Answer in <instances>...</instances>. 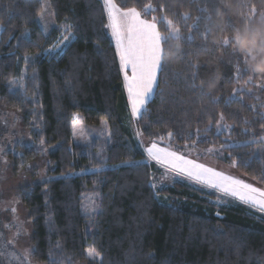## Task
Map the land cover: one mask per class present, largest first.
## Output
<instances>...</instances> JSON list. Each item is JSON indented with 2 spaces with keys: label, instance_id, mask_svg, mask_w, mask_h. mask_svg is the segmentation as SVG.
Here are the masks:
<instances>
[{
  "label": "trees",
  "instance_id": "trees-1",
  "mask_svg": "<svg viewBox=\"0 0 264 264\" xmlns=\"http://www.w3.org/2000/svg\"><path fill=\"white\" fill-rule=\"evenodd\" d=\"M112 1L156 20L162 36L155 90L137 118L105 0H49L56 23L48 34L37 20L40 0H0V105L19 112L46 149L8 159L19 169L47 157L43 180L18 189L33 232L17 263L264 264V214L220 205L217 194L180 177L156 188L162 170L139 142L220 147L221 161L264 184V0ZM66 31L69 45L48 52ZM76 115L90 127L106 120L110 135L74 143ZM6 220L0 226L17 227Z\"/></svg>",
  "mask_w": 264,
  "mask_h": 264
},
{
  "label": "rangeland",
  "instance_id": "rangeland-1",
  "mask_svg": "<svg viewBox=\"0 0 264 264\" xmlns=\"http://www.w3.org/2000/svg\"><path fill=\"white\" fill-rule=\"evenodd\" d=\"M40 1L42 8L37 20L41 29L48 34L55 27L56 18L49 0ZM105 10L125 81L130 111L132 117L137 118L155 90L162 56L160 41L162 36L157 21L144 20L135 9H121L112 0H105ZM169 27L170 35L176 36L178 30L171 25ZM72 37L69 32H64L47 51L64 50ZM18 80L14 82L12 89L16 85H24V77ZM253 85L257 92L263 90L261 82L255 81ZM135 121L137 119L133 120L134 124ZM110 129L106 120H101L98 125L90 127L76 115V120L72 123V138L74 143L91 145L103 134L110 135ZM32 139L30 129L25 126L21 114L11 107L0 105V224L7 221L6 218L9 219L10 216L17 223L16 228L8 227L6 224L8 221L5 222V226H0L1 232H9V238L3 236L0 240V261L3 264H19L17 259L24 261L27 255L25 249L30 244L33 232L29 212L17 201L18 189L29 182L43 180L47 174L45 169L47 157H44L46 149L41 148L40 143L35 144ZM139 142L144 148L146 158L156 162L162 170L155 176L156 188L164 182L182 178L191 184L207 188L209 193L217 194L220 205H229L236 201L244 204L250 211H255L258 214H255L256 216L264 214V184L238 172L233 164L221 161L218 154L221 151L220 147L187 146L178 149L172 145L144 141L141 137ZM24 149H38L44 156L31 160L24 165L26 168H20L22 163H19L17 166L19 169H16L14 167L16 161L13 157L8 159L10 156L8 153L22 157ZM257 154L264 157V145L257 150ZM17 170L19 171L16 172ZM82 170L92 172L89 168ZM13 236L15 242L5 247L3 243ZM87 256L93 262L94 260L100 262L102 259L94 249H88Z\"/></svg>",
  "mask_w": 264,
  "mask_h": 264
}]
</instances>
